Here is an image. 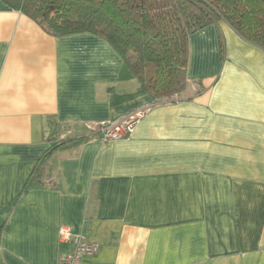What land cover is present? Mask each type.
I'll use <instances>...</instances> for the list:
<instances>
[{
    "label": "crops",
    "instance_id": "obj_1",
    "mask_svg": "<svg viewBox=\"0 0 264 264\" xmlns=\"http://www.w3.org/2000/svg\"><path fill=\"white\" fill-rule=\"evenodd\" d=\"M121 67L104 38L0 2V264H58L62 225L99 245L93 264H264V50L223 21L192 34L203 91L175 103L112 105L139 85ZM138 109L127 136L57 150L27 186L51 118L72 136Z\"/></svg>",
    "mask_w": 264,
    "mask_h": 264
},
{
    "label": "trees",
    "instance_id": "obj_2",
    "mask_svg": "<svg viewBox=\"0 0 264 264\" xmlns=\"http://www.w3.org/2000/svg\"><path fill=\"white\" fill-rule=\"evenodd\" d=\"M23 12L53 36L92 33L104 38L122 59L119 78L136 79L133 93L111 91L112 105L151 94L157 103L190 100L203 91L188 76L189 38L223 21L243 39L264 50V0H0ZM221 48L224 41L220 36ZM190 81L198 88L188 92ZM187 95L184 96V94ZM63 125L49 120L43 153L27 186L42 185L51 176L48 158L101 135V130L62 136Z\"/></svg>",
    "mask_w": 264,
    "mask_h": 264
},
{
    "label": "built area",
    "instance_id": "obj_3",
    "mask_svg": "<svg viewBox=\"0 0 264 264\" xmlns=\"http://www.w3.org/2000/svg\"><path fill=\"white\" fill-rule=\"evenodd\" d=\"M145 110L138 109L114 121H102L99 129L102 132V138L111 140L127 136L132 132L138 118L144 114ZM59 241L62 244V250L58 264H93L92 258L100 249L97 243L88 241L83 234L74 233L67 225L59 228Z\"/></svg>",
    "mask_w": 264,
    "mask_h": 264
},
{
    "label": "rangeland",
    "instance_id": "obj_4",
    "mask_svg": "<svg viewBox=\"0 0 264 264\" xmlns=\"http://www.w3.org/2000/svg\"><path fill=\"white\" fill-rule=\"evenodd\" d=\"M132 81H133L132 83H135L134 85H136V86L138 85V81H137L136 79H133ZM193 86H195L194 90H195L196 88H198L197 85L193 84V83L190 81V88H189V90H188L189 93H191V91H192V87H193ZM185 95H187V93H185L184 96H185ZM98 130H99V129H98ZM62 136H63V137H66L67 135H64V134L62 133Z\"/></svg>",
    "mask_w": 264,
    "mask_h": 264
}]
</instances>
